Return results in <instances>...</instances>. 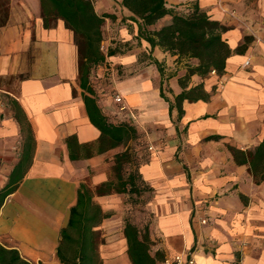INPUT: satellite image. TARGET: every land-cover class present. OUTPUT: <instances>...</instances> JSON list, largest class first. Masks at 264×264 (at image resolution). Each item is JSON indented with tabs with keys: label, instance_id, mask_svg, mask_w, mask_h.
Segmentation results:
<instances>
[{
	"label": "crops",
	"instance_id": "1",
	"mask_svg": "<svg viewBox=\"0 0 264 264\" xmlns=\"http://www.w3.org/2000/svg\"><path fill=\"white\" fill-rule=\"evenodd\" d=\"M198 3L227 27L222 38L231 53L221 74L186 78L188 65L182 67L181 60L194 66L197 59L178 58L139 38L121 0H99L94 8L114 15L105 17L103 37L104 30L115 29L127 50L107 56L91 71L105 68L110 60L117 67L137 69L116 83L128 103L122 121L135 124L128 118V112L134 114L161 138V149L138 165L143 180L159 187L149 201L150 253L161 259L189 251L194 264H264V0H224L240 20L222 14L216 0ZM169 21L166 15L149 28ZM135 41L140 48L132 45ZM141 54L148 59L146 72L137 65ZM6 76L16 78L12 87H0L5 94L0 96V189L17 165L20 178L0 205V246L17 250L30 264H62L57 255L61 230L80 184L93 190L110 178L114 154L135 139L96 152L100 131L88 117L83 94L112 123L114 107L108 99L96 98L90 73L92 94L81 88L73 32L61 19L45 27L39 0H11L7 23L0 27V77ZM181 80L186 89L201 83L207 98L184 100L178 117L176 108L169 113L159 88L167 85L166 96L173 101L182 91ZM68 138L77 158L70 157ZM85 144L93 145L89 156ZM116 194L94 195L93 200L105 213ZM105 218L93 227L99 245L98 232L106 234ZM122 241L123 264H132L125 235Z\"/></svg>",
	"mask_w": 264,
	"mask_h": 264
},
{
	"label": "trees",
	"instance_id": "2",
	"mask_svg": "<svg viewBox=\"0 0 264 264\" xmlns=\"http://www.w3.org/2000/svg\"><path fill=\"white\" fill-rule=\"evenodd\" d=\"M39 2L45 27L52 26L57 19H61L73 32L78 52L80 86L92 94V89L88 86L91 68L104 62L106 56L115 52L113 49H107L104 53L100 49L105 17L113 18L114 15L98 14L92 0H39ZM10 3L11 0H0V27L7 23ZM121 6L129 12L127 18L137 24V36L149 43L151 47L159 46L177 55L178 58L197 59L196 65H188L186 78L192 73L202 77L211 71L217 74L223 72L226 58L231 53V49L222 38L227 27L219 20L211 18L207 10L199 6L197 2L191 6H168L166 0H121ZM166 15L170 16L168 23L158 29L149 28ZM155 64L162 74L160 63L155 60ZM180 83L182 91L174 96L173 101L164 94L162 85L159 88L160 97L168 102L169 113L176 108L178 117L182 113L181 105L184 100L195 101L207 98L201 83L188 89L185 88L183 80ZM83 100L91 123L100 131L95 144L96 152L125 145L129 140L137 138L138 133L134 125L126 121L112 123L91 96L83 94ZM214 137L217 136L207 138ZM67 144L69 149L71 148L70 157L77 158L79 154L75 150L76 147L72 146L70 138L67 139ZM92 146V144L82 146L88 156L93 153ZM261 146L264 147V142ZM138 162L137 150L127 146L114 154L110 178L96 185L93 190L84 183L80 184L76 203L70 209L68 223L61 230V242L57 255L62 264L93 263L98 246L97 233L93 227L108 216L93 200V196L112 193L133 196L146 190L148 187L138 170ZM130 166H133V169ZM18 172L17 165L11 171L7 184L0 189V205L16 188V182L20 178ZM124 235L127 242V255L132 264H158L159 254L150 253L148 239L142 237L133 224H125ZM0 264L30 263L21 258L17 250L0 246Z\"/></svg>",
	"mask_w": 264,
	"mask_h": 264
},
{
	"label": "rangeland",
	"instance_id": "3",
	"mask_svg": "<svg viewBox=\"0 0 264 264\" xmlns=\"http://www.w3.org/2000/svg\"><path fill=\"white\" fill-rule=\"evenodd\" d=\"M92 1L95 5V2L99 0ZM230 1L231 0H228V2ZM195 2L198 3V0H190L186 3V6H191ZM216 6L219 8V11L222 14H228L232 18H237L238 20H240L236 14H233V12L235 11L233 9L230 10L225 5L224 0H216ZM114 32L115 29H113L112 32L110 30H104V42H101L103 44L104 53H106L107 49H113L115 52L120 53L127 50V43L124 40H119L118 37L114 35ZM129 42L131 43V41ZM132 45L137 46V48L141 47L140 43H138L137 41L132 43ZM143 56L144 55L142 54L139 56L137 65H139V68L145 71V66H147L148 59L147 57ZM181 62L182 67L191 63L190 60L186 61L184 59L181 60ZM122 65L123 64H120V66L117 67L116 64H113V62L110 60V62L103 69H99L98 71L94 70V73H92V71L90 70L91 72L89 79V83L92 86L96 98L108 99L110 101V105L114 107V110L110 115H113L116 123L122 121L123 119H127L126 114H124L123 112L125 110H128L127 100L123 93L117 88L116 83L128 75L134 74L137 70H130L126 66L122 67ZM177 65L175 64L170 71L176 73L177 71L175 70V68H177ZM15 78L16 77L9 76L0 77V87H12ZM167 90V85H163V92L165 95L167 93ZM100 93H104V95L99 96L98 94ZM116 94L122 96V102H115L114 96ZM3 95L5 94L0 91V96ZM133 115L134 114L128 112V118L131 122H135L136 127H138L139 130L137 138L135 139V141L131 142L130 146L137 150L139 165L142 162L148 161L153 153H156L159 149H161L162 144H160L161 138L159 134H157L156 132H150L149 129L144 126L143 122H141L142 120L138 121V117L136 115ZM135 124L132 123V125L134 126ZM179 140L181 144H183V141L181 139ZM149 147L152 148L150 149ZM127 165L129 166L128 163ZM130 167L133 169V166ZM145 184L148 188L138 194H135L133 196H129L127 194H116V196H113L112 201H108V209L105 212L108 216L105 218L103 225L106 234L101 235V232H98L101 244H98L97 252L94 256V264H123L125 245L123 244L122 240L126 223L133 224L138 229L139 234L142 237H147L150 231V227L152 226L151 212L149 211V201L154 197L155 194L158 193L159 187L146 182ZM151 244H153V241L150 240V248L152 249Z\"/></svg>",
	"mask_w": 264,
	"mask_h": 264
},
{
	"label": "built area",
	"instance_id": "4",
	"mask_svg": "<svg viewBox=\"0 0 264 264\" xmlns=\"http://www.w3.org/2000/svg\"><path fill=\"white\" fill-rule=\"evenodd\" d=\"M100 49L103 51V44L101 43ZM248 61L245 62L247 64ZM212 73H215L214 71H211ZM115 102H122V96L119 94H116L114 96ZM150 149L152 147H149ZM205 219H200L201 223H205ZM158 264H194V258L191 255L189 251H182V252H176L170 256H163L161 259L158 260Z\"/></svg>",
	"mask_w": 264,
	"mask_h": 264
}]
</instances>
